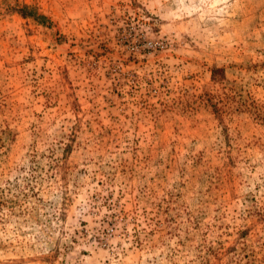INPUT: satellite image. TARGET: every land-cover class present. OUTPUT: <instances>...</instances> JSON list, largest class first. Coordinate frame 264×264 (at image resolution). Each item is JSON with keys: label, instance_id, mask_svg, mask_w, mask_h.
I'll use <instances>...</instances> for the list:
<instances>
[{"label": "rangeland", "instance_id": "1", "mask_svg": "<svg viewBox=\"0 0 264 264\" xmlns=\"http://www.w3.org/2000/svg\"><path fill=\"white\" fill-rule=\"evenodd\" d=\"M0 264H264V0H0Z\"/></svg>", "mask_w": 264, "mask_h": 264}, {"label": "trees", "instance_id": "2", "mask_svg": "<svg viewBox=\"0 0 264 264\" xmlns=\"http://www.w3.org/2000/svg\"><path fill=\"white\" fill-rule=\"evenodd\" d=\"M24 10H26L25 8L24 9H22L21 11H19V15L21 16V17H23V18H28V17H32V18H40V17H36V15H27L26 13H25V11ZM41 18H44V17H41Z\"/></svg>", "mask_w": 264, "mask_h": 264}]
</instances>
